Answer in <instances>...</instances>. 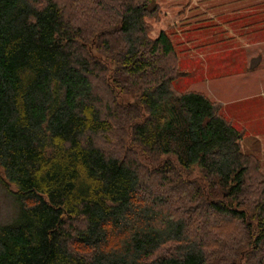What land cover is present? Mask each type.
Segmentation results:
<instances>
[{
    "label": "trees",
    "instance_id": "1",
    "mask_svg": "<svg viewBox=\"0 0 264 264\" xmlns=\"http://www.w3.org/2000/svg\"><path fill=\"white\" fill-rule=\"evenodd\" d=\"M111 1L92 22L82 0H0V166L19 208L0 264H264V182L252 188L242 131L175 88L172 41L149 36L155 0ZM95 43L117 59L111 81ZM108 134L131 147L108 151Z\"/></svg>",
    "mask_w": 264,
    "mask_h": 264
},
{
    "label": "rangeland",
    "instance_id": "2",
    "mask_svg": "<svg viewBox=\"0 0 264 264\" xmlns=\"http://www.w3.org/2000/svg\"><path fill=\"white\" fill-rule=\"evenodd\" d=\"M109 1L110 5L114 4ZM95 2L97 0L94 4L82 0L89 12H80L82 18L89 17L92 22L93 17L98 18L96 10L101 5ZM152 6H156L157 11L146 19L149 36L156 38L164 31L170 37L175 51L166 60L177 73L173 81L175 88L179 92L204 93L217 104L219 112L242 131L241 149L252 160L250 175L254 188L258 179L264 182V117L258 122L250 119V112L258 102L264 101V0H155ZM79 8L83 9L81 5ZM101 10L103 13L102 6ZM111 42L114 46V41ZM91 47L106 68L101 74H107L108 81L113 80L117 59L104 49L102 53L96 43ZM244 60L249 66L245 70L242 69ZM115 89L119 101L138 103L139 92ZM98 142L114 153H125L124 149L131 147L130 140L126 142L127 147H118L109 134L100 136ZM138 162L144 166L147 176L152 174L149 168L157 164L144 157H138ZM184 175L191 180L202 178L198 167ZM259 186L264 188V184ZM13 191L15 186L8 183L0 166V224L11 223L19 213ZM229 227L223 231L227 237ZM219 230L221 228L217 232L222 236ZM174 249L175 245L168 243L159 253Z\"/></svg>",
    "mask_w": 264,
    "mask_h": 264
},
{
    "label": "crops",
    "instance_id": "3",
    "mask_svg": "<svg viewBox=\"0 0 264 264\" xmlns=\"http://www.w3.org/2000/svg\"><path fill=\"white\" fill-rule=\"evenodd\" d=\"M244 64H242V69H246L248 66V62L247 60H244ZM244 75V74H243ZM243 79V77H242ZM261 117H264V101H262V103H259L258 102V105L255 107V110L254 111H251L250 112V119L252 121H259V119H261ZM235 118V117H234Z\"/></svg>",
    "mask_w": 264,
    "mask_h": 264
}]
</instances>
